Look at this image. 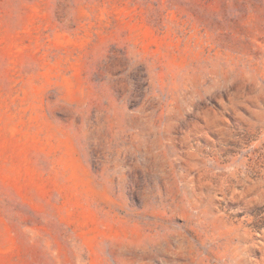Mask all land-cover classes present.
Masks as SVG:
<instances>
[{
    "label": "rangeland",
    "instance_id": "1",
    "mask_svg": "<svg viewBox=\"0 0 264 264\" xmlns=\"http://www.w3.org/2000/svg\"><path fill=\"white\" fill-rule=\"evenodd\" d=\"M0 264H264V0H0Z\"/></svg>",
    "mask_w": 264,
    "mask_h": 264
}]
</instances>
